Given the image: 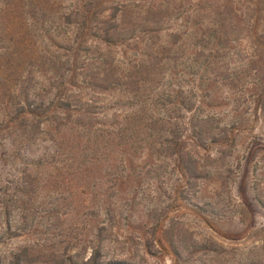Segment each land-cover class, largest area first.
<instances>
[{
    "label": "rangeland",
    "instance_id": "obj_1",
    "mask_svg": "<svg viewBox=\"0 0 264 264\" xmlns=\"http://www.w3.org/2000/svg\"><path fill=\"white\" fill-rule=\"evenodd\" d=\"M112 1L120 5L128 0ZM130 1L133 11L159 6V16H171L164 22L159 42H168L174 32L181 37L186 62L168 71L166 89L194 94L198 115L207 116L212 128L230 133L231 144L218 161L216 181L181 189L183 178L173 158L158 154L154 130L144 129L146 117L164 114V108L153 104V97L126 100L110 93L93 98L98 108L103 102L123 130L108 143L102 142V125L89 135L64 130L54 134L52 126L45 128L50 134L40 133L32 143L13 139L0 149V187L26 171L32 186L37 184L30 196L42 213L31 230L27 226L24 231L11 230L14 236L0 240V257L33 248L39 255L56 252L62 258L75 257L80 264L97 231L109 228L101 261L264 264V211L258 206V200L264 203V110L256 100L249 64L252 38L264 35V0L260 21L252 28L255 14L250 9L256 0H170L169 5L161 0ZM56 2L57 13L73 6L72 0ZM217 4L229 5L234 14L217 18L213 9ZM214 22L224 26L213 30ZM56 24L47 32L27 33L30 56L60 57L55 47H60L58 37L63 31ZM141 50L139 41L125 42L110 49L108 57L119 58L120 67H129L143 54ZM263 61L257 57L254 67ZM48 62L32 69L37 72L29 76L31 93L42 95L43 103L52 73ZM26 64L27 59L18 61L17 70ZM100 119L97 123H102ZM201 154L205 159L218 155L214 148ZM37 161L41 165H29Z\"/></svg>",
    "mask_w": 264,
    "mask_h": 264
},
{
    "label": "trees",
    "instance_id": "obj_2",
    "mask_svg": "<svg viewBox=\"0 0 264 264\" xmlns=\"http://www.w3.org/2000/svg\"><path fill=\"white\" fill-rule=\"evenodd\" d=\"M56 1L0 0V149L13 139L32 143L40 133L50 134L48 130L52 126L54 134L64 130L89 135L95 131L96 125H102V142L108 143L120 136L123 130L113 121L114 115H108L103 102L102 108H98V102L93 98H103L110 93L124 95L126 100L150 96L155 106L164 108V114L157 118L146 117L144 129L147 133L154 130L158 154L173 158L175 170L183 178L181 189H197L203 182H215L218 161L225 158L223 150L231 144L228 141L230 133L225 129L212 128L207 116L198 115L192 99L194 94L166 89L164 80L169 75L168 71H175L186 62L182 58L185 51L177 32L169 36L168 42H159L164 22L171 16H159V6L148 5L140 11H133L130 0L120 5L112 0H72L70 9L57 13ZM161 1L169 5L170 0ZM261 6L262 0H256L250 9L255 14L251 28L260 21ZM213 9L221 20L234 14L227 4H217ZM126 17H129L127 22ZM54 23L63 31L58 37L60 47L54 49L57 54L60 52V57L41 60V53L30 56L31 37L25 40L27 33L47 32ZM223 26L219 22L215 26L214 22L211 28L215 30ZM153 39L157 43L152 42ZM138 41L143 54H139L131 66L120 67L119 58L108 57L110 49L125 42L136 45ZM250 47L252 86L259 109L263 112L264 61L258 67L254 64L257 57L264 58V35L253 37ZM22 59H27L28 64L23 70H17L18 61ZM47 61L52 73L46 80L47 101L43 103L42 95L31 93L29 76L32 71L37 72L32 69L42 67ZM220 80L226 81V78ZM100 117L102 123H97ZM110 117H113L111 121ZM212 148L218 155L214 159H205L201 152ZM37 164L41 165L39 161L29 165ZM29 177L26 171L22 172L20 178L11 180L13 183L5 181L0 187V240L14 236L10 234L11 230L13 233L19 229L24 231L25 226L31 230L36 216L42 214L30 196L33 194L31 189H37V184L32 186ZM258 206L264 211L261 200H258ZM110 230L97 231L88 247L87 258L80 264H128L101 261L102 244L108 240L106 236ZM172 252L174 257H179L175 249ZM74 259L70 256L62 258L56 252L39 255L36 249L23 248L7 257H0V264H78Z\"/></svg>",
    "mask_w": 264,
    "mask_h": 264
}]
</instances>
